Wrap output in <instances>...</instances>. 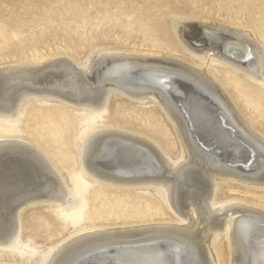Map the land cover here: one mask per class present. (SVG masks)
Here are the masks:
<instances>
[{
	"label": "bare ground",
	"instance_id": "bare-ground-1",
	"mask_svg": "<svg viewBox=\"0 0 264 264\" xmlns=\"http://www.w3.org/2000/svg\"><path fill=\"white\" fill-rule=\"evenodd\" d=\"M140 1L143 21H135L144 31L138 32L142 36L149 32L172 51L181 43L198 55L200 65L155 52L135 57L116 48V53H94L78 61H88L78 70L72 54L59 59L62 54L45 55L32 67L19 63L0 68V112L14 115L25 94L58 97L96 112L104 109L112 89L139 101L153 94L155 104L174 125L181 162H170L142 138L110 130L97 132L85 142L82 164L101 180L155 185L179 221L175 226L84 234L60 246L43 264H264V205L237 201L216 207L211 200L224 176L264 184V134L240 116L224 85L207 68L214 58L238 73L260 77L264 49L255 37L264 36V0H248L239 6L252 18L250 29L195 16L185 8L190 0ZM68 2L70 9L72 2ZM166 6L169 11L163 12L161 7ZM116 14L112 17L119 18ZM166 14L174 24L163 19ZM127 27L124 32L129 36ZM235 80L229 84L237 86ZM254 91L249 95L264 101V91ZM73 136L69 129L50 136L52 155L69 167ZM50 137L45 135L41 146H47ZM38 149L21 141H0L1 247L19 245L14 240L17 215L26 204L46 197L68 207L74 202ZM73 181L74 187L82 188L77 177ZM259 199L264 201V197ZM226 230L227 244L217 245L215 238Z\"/></svg>",
	"mask_w": 264,
	"mask_h": 264
},
{
	"label": "rangeland",
	"instance_id": "rangeland-1",
	"mask_svg": "<svg viewBox=\"0 0 264 264\" xmlns=\"http://www.w3.org/2000/svg\"><path fill=\"white\" fill-rule=\"evenodd\" d=\"M68 1L72 2L70 9ZM101 1L105 5L102 6ZM114 1L0 0V33L3 34L0 36V68L19 63L32 67V63L40 57L62 54L57 56L59 59L67 53L74 55L77 60L73 61L75 68L81 70L88 65V61H78L94 53L98 56L116 53L119 51L116 48L124 49L123 54L135 57L142 52H155L200 65L198 55L181 43H177L176 51H172L165 48L162 42L153 40L149 32L142 36L144 30L139 29V23L135 21L142 19L140 0ZM153 1L158 3L161 0ZM125 2L129 7H125ZM247 2L190 0L185 8L191 14L207 17L217 24L250 29L252 18L239 7ZM120 8L122 11H119ZM161 9L169 11L168 6ZM115 14L122 17H112ZM163 19L174 24L169 14ZM126 27L129 36L124 32ZM255 39L264 49V36L256 34ZM207 68L224 85L226 95L240 116L253 125L256 132L264 134V101L249 95L250 91H264V70L260 77L255 78L238 73L214 58ZM225 70L230 74H226ZM233 80L238 82L237 86L229 84ZM152 95L139 101L112 89L108 91L104 109L96 112L86 105H72L58 97L25 94L17 103L14 115L0 112V141H21L39 148L40 154L44 155L60 179L63 190L74 198L69 207L56 204L47 197L23 206L17 215V236L14 239L19 245L14 248H7L9 243L6 248L0 246V264H43L60 246L91 232L140 226H175L178 223L177 216L155 185L101 180L85 171L82 164L85 142L97 132L110 130L142 138L170 162L175 165L181 162L180 142L174 125L155 104ZM68 129L74 135L70 144L71 167L51 153L54 146L51 134L58 135ZM45 135L50 137L51 142L46 144L48 147L40 144ZM74 177L80 181L82 188L74 187ZM214 188L211 200L216 207H228L237 201L264 205V201L259 199L264 197V184H250L224 176ZM227 236V230L219 233L215 238L216 244L224 247ZM27 245L33 247L32 251L26 249Z\"/></svg>",
	"mask_w": 264,
	"mask_h": 264
}]
</instances>
